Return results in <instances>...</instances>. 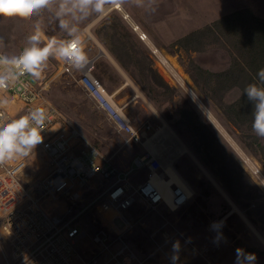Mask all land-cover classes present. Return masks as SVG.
<instances>
[{
    "label": "rangeland",
    "instance_id": "rangeland-1",
    "mask_svg": "<svg viewBox=\"0 0 264 264\" xmlns=\"http://www.w3.org/2000/svg\"><path fill=\"white\" fill-rule=\"evenodd\" d=\"M224 3V0H154L150 5L145 0L144 6L137 7L130 0L123 11H113L92 29L93 38H87V52L91 54L98 49L101 52L96 58L94 73L106 85L116 103L134 125L152 124L148 138L158 131L151 140L152 146L135 142L118 131L54 57H49L43 78L39 79L45 97L120 166H127L136 155L150 149L166 165L173 163L193 186L190 201L179 208L163 206L147 211L138 205L129 211L140 220L125 235L134 248L148 258L144 264H171L170 260L157 254L149 256L153 250L149 232L167 219L195 243L210 247L209 259L195 256L179 259L177 264H219L222 260L221 242L230 234L231 225L241 229L245 223H254L264 230V191L249 178L242 162L223 136L220 138L214 127L217 123L198 101L264 172V139L251 131L252 119L246 118L244 113L239 117L229 108L241 95L240 87L232 86L226 74L235 55L231 44L234 39L239 40L240 35L230 33L229 23L223 20L226 14L215 18L214 11H219ZM36 19L40 20L47 37L70 39L59 27L54 13L45 10L41 16L29 20L0 17V49L10 56L19 54ZM92 19L94 17L81 23V29ZM217 21L222 22L214 29L213 23ZM132 23L147 32L149 43L158 46L165 56L171 58L176 69L179 68L190 80L198 99L151 56L150 44L139 38ZM197 25L200 27H195ZM237 29L242 31V27ZM43 45L44 41L40 46ZM7 95L14 108L10 112L19 110L22 107L20 99ZM180 145L185 147L184 151L180 150ZM33 156L36 163L29 164L23 174L27 183L48 172L47 156L42 148H36ZM144 175L145 171L140 170L132 179L136 181ZM237 178L240 185L251 186L252 197H245V190L236 183ZM91 198L87 193L72 210L74 214L87 206L77 217V222L89 232L87 240L99 226L118 227V219H113L116 211L101 210L98 202L89 206ZM43 204L52 210H60L51 200ZM229 212L248 215L250 220L239 222L233 217L225 218ZM214 224L218 227H213ZM231 230L236 235L233 228ZM0 237L7 247L6 239Z\"/></svg>",
    "mask_w": 264,
    "mask_h": 264
},
{
    "label": "built area",
    "instance_id": "built-area-1",
    "mask_svg": "<svg viewBox=\"0 0 264 264\" xmlns=\"http://www.w3.org/2000/svg\"><path fill=\"white\" fill-rule=\"evenodd\" d=\"M133 27L139 38L150 44L151 56L171 76L177 78L160 55L164 53L158 46L149 43L147 32L137 23H133ZM0 54L8 55L2 49ZM89 57L90 62L83 69L77 70L60 62L62 70L75 78L118 131L135 142L145 144L152 124L144 123L138 127L132 123L105 84L95 75L96 56ZM5 93L22 102V107L15 112H10L7 106L0 109L11 119L37 106L45 107L50 113V122L42 132L43 142L37 146L42 148L48 158L47 174L33 182L24 180L23 174L34 153L21 162L23 167L14 163L0 168V235L6 239L7 247L1 237L0 245L6 263L144 264L148 258L143 257L125 235L140 220L129 214V211L138 205L147 211L158 210L163 206L179 208L190 201L193 186L187 179L171 182L169 202L162 189L152 181L156 174L169 178L166 164L156 152L148 149L144 154L136 155L128 166H120L45 97L42 81L25 75L15 88ZM109 100L120 110L119 113L112 108ZM253 164L259 167L255 162ZM140 170L145 171L144 177L134 181L132 177ZM261 175L264 176L262 170ZM261 188L264 191V187ZM87 193L92 197L89 206L98 202L101 210H115L113 219H118L116 229L99 226L90 233L88 240V230L77 222V217L87 206L72 213L74 206L83 201ZM46 200L53 201V206L60 210L46 207L43 204ZM149 237L153 244L149 256L157 254L170 260L172 245L178 240L181 246L179 259L187 260L195 256L210 258L209 245L195 243L168 219L153 228Z\"/></svg>",
    "mask_w": 264,
    "mask_h": 264
},
{
    "label": "clouds",
    "instance_id": "clouds-1",
    "mask_svg": "<svg viewBox=\"0 0 264 264\" xmlns=\"http://www.w3.org/2000/svg\"><path fill=\"white\" fill-rule=\"evenodd\" d=\"M130 0H0V17L29 20L39 17L47 10L54 13L59 27L66 31L70 39L58 40L56 37H47L36 19L33 31L26 37L25 46L18 55L8 56L0 54V93L17 86L21 77L28 75L36 80L43 78L49 57L66 63L77 70L83 69L90 62L86 50L85 39L92 37V29L105 20L113 11H123L125 4ZM137 7L144 6L145 0H131ZM154 0H148L152 5ZM151 10H155L152 8ZM94 17L90 23L81 29L80 24ZM44 45L41 47V42ZM99 91H102L98 88ZM189 94L193 95L191 91ZM249 102L253 104L251 131L260 139H264V68L258 70L256 81L243 89ZM9 99L0 95V109L5 108ZM112 108L120 110L109 100ZM202 105H200L201 107ZM50 122V113L43 106L29 109L26 114L11 119L0 111V168L9 164L27 160L43 142L42 132ZM215 129L219 136H223L227 145L242 162L243 167L253 183L264 187V176L261 167L253 164V158L248 156L227 132L216 124ZM213 227H218L214 224ZM179 241L172 245L171 264H177L180 251ZM237 253L244 256L243 249ZM256 254L247 253V264H255Z\"/></svg>",
    "mask_w": 264,
    "mask_h": 264
},
{
    "label": "trees",
    "instance_id": "trees-1",
    "mask_svg": "<svg viewBox=\"0 0 264 264\" xmlns=\"http://www.w3.org/2000/svg\"><path fill=\"white\" fill-rule=\"evenodd\" d=\"M223 20L229 23L228 28L231 31L230 33L240 35L239 40L236 41L234 39V42L231 44L235 49V55H233L231 66L226 74L232 86L240 87L241 95L229 105V108L235 115H239L240 117L244 113L246 114V118L251 120L253 104L243 94V89L248 84L255 82L258 70L264 68V17L256 15L252 10L247 8L226 14ZM238 21L240 23H237ZM220 22L222 21L213 23L214 29L218 28L221 24ZM239 27H242V31L237 29ZM239 182L240 179L237 178L236 183L239 184ZM240 189L245 190V197L253 196L251 186L241 183Z\"/></svg>",
    "mask_w": 264,
    "mask_h": 264
},
{
    "label": "crops",
    "instance_id": "crops-1",
    "mask_svg": "<svg viewBox=\"0 0 264 264\" xmlns=\"http://www.w3.org/2000/svg\"><path fill=\"white\" fill-rule=\"evenodd\" d=\"M224 1H225L224 7L223 6L220 7L218 9L219 11H217V10L214 11L215 12V18L222 16L224 14L234 12L236 10H242V9H247V8L252 10L256 15L264 17V0H228L227 3H226V0H224ZM132 27H133V23H132ZM195 27H200V25H197ZM133 29H134V27H133ZM90 38H93V37H90ZM100 53L101 52L98 49V50L92 52L91 54L88 53V55L89 56H96V58H97V56ZM95 65H96V60H95ZM0 95L9 99V103L7 105V108L9 111L10 110L14 111V108L10 104L11 100H10L9 96L7 95V93H0ZM18 109H20V108H18ZM156 133H154V134H156ZM34 159L35 158H32V160H31V163H33V164L36 163V161ZM47 167H48V158H47ZM227 217H233V220L235 219L239 222H244V221L250 220L248 215L234 214L233 212L227 213L225 215V218H227ZM230 227H231L229 230L230 234L225 235V238L221 242L222 243V252H221L222 260L220 261L219 264H247V262H246V254L247 253H255L256 254L255 264H264V230L261 228H258L257 225H255L254 223L253 224L245 223L244 227L241 229H235V227L232 225ZM232 228H233V231L235 232L236 235L232 234L233 233L231 230ZM237 249H243L245 255L241 256L240 254H238ZM0 264H7L1 245H0Z\"/></svg>",
    "mask_w": 264,
    "mask_h": 264
},
{
    "label": "bare ground",
    "instance_id": "bare-ground-1",
    "mask_svg": "<svg viewBox=\"0 0 264 264\" xmlns=\"http://www.w3.org/2000/svg\"><path fill=\"white\" fill-rule=\"evenodd\" d=\"M160 55L170 65L171 69L173 70V72L175 73V75L177 76V78L179 79L178 81H180V83L188 91H191L192 94L194 95V97H196V99H198L197 96L195 95L192 87H191L190 80L179 70V68L176 69L177 67H176V64L175 63L171 64V61H172L171 58L168 57V56H164L162 53H160ZM198 101L206 109L207 113L215 121V123L219 124L223 128V126L219 123V121L215 118V116L209 110H207V108L203 105V103L199 99H198ZM157 133H158V131H157ZM157 133L154 134L153 136L149 137L146 140V145L152 146L153 143H151V140H152L153 137H155L157 135ZM179 148H180L181 151H184L185 150V147L184 146H181ZM166 173L169 175V178L163 177L162 174H156V175H154L152 177V181L155 182L162 189L165 198L170 202L171 201V186H170V183L171 182H180V181H183V180H186V179L178 171V169L174 166L173 163H170V164H167L166 165ZM172 209H176V207H174Z\"/></svg>",
    "mask_w": 264,
    "mask_h": 264
}]
</instances>
